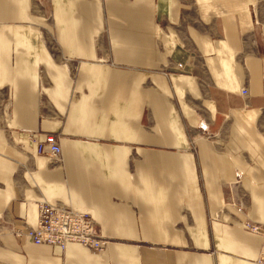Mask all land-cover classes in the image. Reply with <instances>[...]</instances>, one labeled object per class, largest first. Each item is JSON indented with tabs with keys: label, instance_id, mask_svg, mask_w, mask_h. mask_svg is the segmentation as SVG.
I'll use <instances>...</instances> for the list:
<instances>
[{
	"label": "crops",
	"instance_id": "obj_1",
	"mask_svg": "<svg viewBox=\"0 0 264 264\" xmlns=\"http://www.w3.org/2000/svg\"><path fill=\"white\" fill-rule=\"evenodd\" d=\"M226 195L264 223V0H0V264H259ZM41 201L111 242L15 236Z\"/></svg>",
	"mask_w": 264,
	"mask_h": 264
},
{
	"label": "built area",
	"instance_id": "obj_2",
	"mask_svg": "<svg viewBox=\"0 0 264 264\" xmlns=\"http://www.w3.org/2000/svg\"><path fill=\"white\" fill-rule=\"evenodd\" d=\"M182 67V65H179ZM248 94L246 88L242 91ZM31 140L37 144L38 153L45 155L50 162H62L61 138L55 134H47L45 141H39L38 132H29ZM238 207L239 211L247 215L246 207L226 195L224 198V210L227 205ZM39 206V221L36 227L24 225L13 227L12 233L27 242L35 244L58 245L65 249L71 242L82 244L92 251H103L111 242L109 237L103 235L100 225L88 212L75 209L66 205H55L47 201H41ZM242 226L262 237V246L258 257V263L264 264V223L258 222L248 215L243 219Z\"/></svg>",
	"mask_w": 264,
	"mask_h": 264
}]
</instances>
